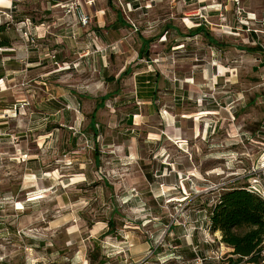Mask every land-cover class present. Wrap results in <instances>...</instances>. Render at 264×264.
<instances>
[{
    "label": "rangeland",
    "instance_id": "374dc122",
    "mask_svg": "<svg viewBox=\"0 0 264 264\" xmlns=\"http://www.w3.org/2000/svg\"><path fill=\"white\" fill-rule=\"evenodd\" d=\"M67 1L0 0V264H250L209 223L264 184V0Z\"/></svg>",
    "mask_w": 264,
    "mask_h": 264
},
{
    "label": "trees",
    "instance_id": "16d2710c",
    "mask_svg": "<svg viewBox=\"0 0 264 264\" xmlns=\"http://www.w3.org/2000/svg\"><path fill=\"white\" fill-rule=\"evenodd\" d=\"M154 90L147 89L144 95L152 96ZM209 224L212 230H220V238L238 259L258 260L257 250L264 239V198L247 183L227 186L211 207Z\"/></svg>",
    "mask_w": 264,
    "mask_h": 264
},
{
    "label": "built area",
    "instance_id": "2783aa9c",
    "mask_svg": "<svg viewBox=\"0 0 264 264\" xmlns=\"http://www.w3.org/2000/svg\"><path fill=\"white\" fill-rule=\"evenodd\" d=\"M86 4L88 5H94L95 4V0H84ZM60 6L62 8H65V10L67 12H72L78 20L79 25L81 26H88L91 22L92 16H90L84 6L81 0H68L66 3L64 4H60ZM249 188L252 190H255L256 192H259L262 197L264 198V184H262V189H258V188H253L250 187ZM258 189V190H257ZM257 253L259 254V258L257 261H249L248 263L250 264H264V239L262 240V242L260 243ZM231 264H238V263H231Z\"/></svg>",
    "mask_w": 264,
    "mask_h": 264
},
{
    "label": "crops",
    "instance_id": "0c3cea01",
    "mask_svg": "<svg viewBox=\"0 0 264 264\" xmlns=\"http://www.w3.org/2000/svg\"><path fill=\"white\" fill-rule=\"evenodd\" d=\"M54 5H56V4H54Z\"/></svg>",
    "mask_w": 264,
    "mask_h": 264
}]
</instances>
